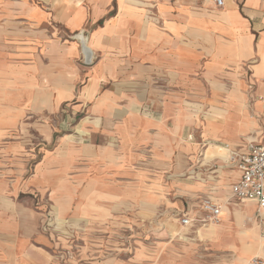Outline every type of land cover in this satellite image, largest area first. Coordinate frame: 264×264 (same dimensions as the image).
<instances>
[{
    "label": "crops",
    "instance_id": "obj_1",
    "mask_svg": "<svg viewBox=\"0 0 264 264\" xmlns=\"http://www.w3.org/2000/svg\"><path fill=\"white\" fill-rule=\"evenodd\" d=\"M63 108L85 118L80 146L60 135ZM200 138L204 160L215 148L222 161L208 162L212 172L196 171ZM257 142L264 0H0V264H65L48 215L82 218L98 255L125 210L126 220L153 217L198 188L204 197L179 220L210 198L220 224L194 231L178 220L167 228L178 242L138 244L133 261L264 262V210L231 195L241 173L229 153Z\"/></svg>",
    "mask_w": 264,
    "mask_h": 264
},
{
    "label": "rangeland",
    "instance_id": "obj_2",
    "mask_svg": "<svg viewBox=\"0 0 264 264\" xmlns=\"http://www.w3.org/2000/svg\"><path fill=\"white\" fill-rule=\"evenodd\" d=\"M70 113L71 112L69 108H63L61 110L60 135L64 138L68 135L67 138L71 144L80 146L83 144L84 141L81 136L84 132L83 125L85 118L81 116L82 114L75 116L71 115ZM191 130L198 132L196 131V127L191 128ZM197 141L202 143L201 150L196 155L197 162H199V164L197 163L196 167L197 172L199 171L201 173H208L209 171H211V166L208 162L217 163V165H223L220 159L212 158L219 156L215 148L212 149L213 153L212 151H209V155L206 156L207 159L204 160L205 156L202 154L206 151L207 146L204 145V142L201 138ZM201 162L204 163L203 166H200ZM187 176H189V174L182 175L179 180L191 183L192 186L196 185V182L198 181H189L186 179ZM190 176H193V174H190ZM200 190L202 189H193L190 190L189 193H183L181 196H177L175 193H173L172 203L167 202L159 206V212L153 214V217L141 216L139 219L126 220L127 215L125 214L127 213V210H125V221L123 228L118 229V231L116 232H111L106 236V249L102 254L98 253V255H96L95 251L89 250V247L87 245L88 239L86 238L87 236L84 232V220L82 218L72 217L73 220L76 221L75 222L72 220V218L69 219L62 217L60 218L62 221H60L56 219V217L48 215L50 219H55V222L51 226L47 225V232L51 233L53 232L51 229L57 227V230L55 231L57 232V234L54 233V236L59 242H61V247H59V253L62 257L61 260L65 264L68 260H70V264H151L152 261H149L147 259V256L144 257L145 260L143 261L142 259L139 262L133 261V257L135 252L137 251L138 244L141 249L153 248L152 251H156V248L159 246H168L167 244H163L164 242H178L180 240L179 237L169 234L167 232V228H170V226L181 228L178 223L180 221V217L182 216L180 214V211L184 208L183 206H188V201H191V204L198 203L204 197L202 193L204 192V189L202 191ZM226 194L227 191H224V193H222V195ZM232 202L237 203V201L235 200H232ZM198 212L199 208L197 209L196 214H198ZM151 228H154V230L150 231ZM193 230L196 231L198 230V228H194ZM165 232H167L168 234H166ZM188 237L193 240L191 243H196V240L199 239L196 232L192 231L188 232L187 238ZM96 240V242L98 243H103L97 237ZM137 241H139V243ZM197 248L198 247L196 246V249ZM196 249L194 253L197 255ZM141 258L143 257L141 256Z\"/></svg>",
    "mask_w": 264,
    "mask_h": 264
},
{
    "label": "built area",
    "instance_id": "obj_3",
    "mask_svg": "<svg viewBox=\"0 0 264 264\" xmlns=\"http://www.w3.org/2000/svg\"><path fill=\"white\" fill-rule=\"evenodd\" d=\"M218 8H222L226 0H211ZM230 162L241 173L238 181L232 187V198L237 203H255L258 214L264 210V142L252 143L247 152H231ZM223 206L215 203L210 198H205L199 204V212L193 217L184 216L180 222L185 227H207L212 223H218ZM255 264H264L255 259Z\"/></svg>",
    "mask_w": 264,
    "mask_h": 264
},
{
    "label": "water",
    "instance_id": "obj_4",
    "mask_svg": "<svg viewBox=\"0 0 264 264\" xmlns=\"http://www.w3.org/2000/svg\"><path fill=\"white\" fill-rule=\"evenodd\" d=\"M80 39L82 40V51L85 63L90 64L92 62V51L86 46V41L82 35L80 36Z\"/></svg>",
    "mask_w": 264,
    "mask_h": 264
},
{
    "label": "bare ground",
    "instance_id": "obj_5",
    "mask_svg": "<svg viewBox=\"0 0 264 264\" xmlns=\"http://www.w3.org/2000/svg\"><path fill=\"white\" fill-rule=\"evenodd\" d=\"M231 154V152L229 153V155ZM252 219V218H251ZM220 222V221H219ZM219 222L218 223H212V224H210V226H214V225H218L219 224Z\"/></svg>",
    "mask_w": 264,
    "mask_h": 264
}]
</instances>
